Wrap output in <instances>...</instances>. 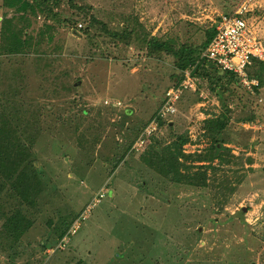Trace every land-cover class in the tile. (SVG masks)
<instances>
[{
    "label": "rangeland",
    "instance_id": "rangeland-1",
    "mask_svg": "<svg viewBox=\"0 0 264 264\" xmlns=\"http://www.w3.org/2000/svg\"><path fill=\"white\" fill-rule=\"evenodd\" d=\"M243 1L64 0L54 21L0 0V34L10 22L27 39L6 55L0 35V120L34 145L37 190L34 204L0 192V211L32 221L0 264H264V62L254 93L239 82L221 102L201 80L162 117L181 74L173 56L146 49L157 37L199 52ZM248 23L264 42V0ZM222 113L212 138L205 122ZM156 118L168 120L136 151ZM180 138L190 157L165 160ZM215 139L220 156L199 163Z\"/></svg>",
    "mask_w": 264,
    "mask_h": 264
},
{
    "label": "trees",
    "instance_id": "trees-1",
    "mask_svg": "<svg viewBox=\"0 0 264 264\" xmlns=\"http://www.w3.org/2000/svg\"><path fill=\"white\" fill-rule=\"evenodd\" d=\"M64 0H3V6L8 9H14L19 13L25 14L29 10L36 16H45L46 20L58 21L61 14L58 11L61 3ZM71 1V0H70ZM74 6V5H73ZM56 8V11L54 9ZM253 12L249 13L247 18L252 16ZM9 23L2 24L1 28V50L6 55H13L19 53L26 47L27 39H21V32H11L9 30ZM217 27V25H216ZM216 27L207 32L206 41L199 52L194 53L193 49L187 47H176L172 41H161L157 37H151L146 41V49L149 53H166L173 56L177 60L179 72L187 67L193 69V77L197 82V90L201 85V80L207 84L210 90L220 98L222 102V95L226 91L231 90L232 86L238 84L240 79L238 75L223 71L214 61L202 58L204 50L209 46L216 34ZM112 36L118 37V33H113ZM129 37V34H122L121 38L124 40ZM262 62L255 61L251 69L248 70L251 77H257L256 70L260 69ZM179 75V74H178ZM181 80V78H180ZM241 84V82L239 83ZM260 88V87H259ZM258 88V89H259ZM256 89V90H258ZM167 92V91H166ZM165 92V95H166ZM165 95L162 104L165 100ZM161 104V105H162ZM230 116L222 113L219 116L208 119L204 125L205 133H208L212 138L225 130ZM168 119H160L158 123L167 121ZM144 132V131H143ZM142 132V133H143ZM141 133V134H142ZM140 137V136H139ZM138 139V138H137ZM152 139L148 138L146 149ZM188 142V139L180 138V142L174 144V149L170 150V154L164 156L165 160L172 161L174 159L177 163L185 156L183 154V146ZM34 145L27 143L22 135L17 132L16 126L12 121L5 123V119L0 120V192L6 187L16 195L17 198L23 199L27 203L34 204L32 193L37 191L34 187L36 177L33 170V162L31 159L32 149ZM224 148L220 145V141L215 139L209 148V157L198 156V162H210L214 158L220 156V152ZM145 149V151H146ZM202 168V167H200ZM177 169L173 163H167L165 170L169 175L172 170ZM0 220L3 221L0 229V249L3 251L12 250L7 248L16 245L20 238L31 228V219L23 213L22 210L16 209L12 214H5L0 211ZM68 230H63L60 234V240L64 239ZM1 239L3 241H1Z\"/></svg>",
    "mask_w": 264,
    "mask_h": 264
},
{
    "label": "built area",
    "instance_id": "built-area-1",
    "mask_svg": "<svg viewBox=\"0 0 264 264\" xmlns=\"http://www.w3.org/2000/svg\"><path fill=\"white\" fill-rule=\"evenodd\" d=\"M255 1L244 0L231 14L222 15L216 27L215 37L202 54V58L214 61L223 71L238 75L241 85L252 93L260 87V82L251 77L248 70L255 61L264 62V42L253 34L247 18L248 14L255 10ZM180 74L178 86L166 92L160 111L162 117L173 116L177 112L178 102L185 91L197 90L192 68L187 67ZM157 127L156 118L134 146L136 151L145 144V137L155 132Z\"/></svg>",
    "mask_w": 264,
    "mask_h": 264
},
{
    "label": "water",
    "instance_id": "water-1",
    "mask_svg": "<svg viewBox=\"0 0 264 264\" xmlns=\"http://www.w3.org/2000/svg\"><path fill=\"white\" fill-rule=\"evenodd\" d=\"M246 211V209H244Z\"/></svg>",
    "mask_w": 264,
    "mask_h": 264
}]
</instances>
